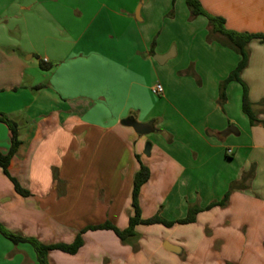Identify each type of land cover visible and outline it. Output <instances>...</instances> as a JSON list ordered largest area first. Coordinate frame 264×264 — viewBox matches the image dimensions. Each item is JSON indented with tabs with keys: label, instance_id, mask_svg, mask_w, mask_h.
I'll return each mask as SVG.
<instances>
[{
	"label": "crops",
	"instance_id": "0c3cea01",
	"mask_svg": "<svg viewBox=\"0 0 264 264\" xmlns=\"http://www.w3.org/2000/svg\"><path fill=\"white\" fill-rule=\"evenodd\" d=\"M198 1L229 31L264 34V0ZM127 2L0 0V114L19 123L22 141L9 172L30 193L19 195L0 167V224L45 245L71 244L89 226L125 230L139 157L150 171L142 218L177 222L199 208L196 222L139 225L128 244L110 230L88 231L77 254L50 251L48 264H143L145 256L144 264H181L198 237L220 242L219 256L244 252V264H264V126L244 114L240 83L228 84L223 105L219 99L240 56L208 41V18H191L187 0ZM248 50L241 79L264 121V43L251 40ZM168 55L163 64L154 59ZM157 84L162 95L152 92ZM129 119L155 130L138 135L123 124ZM230 126L236 133L225 135ZM10 147L0 123V152ZM233 184L244 188L225 208L204 210ZM0 264L39 262L30 244L0 233Z\"/></svg>",
	"mask_w": 264,
	"mask_h": 264
},
{
	"label": "trees",
	"instance_id": "16d2710c",
	"mask_svg": "<svg viewBox=\"0 0 264 264\" xmlns=\"http://www.w3.org/2000/svg\"><path fill=\"white\" fill-rule=\"evenodd\" d=\"M187 6L189 8L191 18H196L198 16H206L209 21V34H208V41L213 42L216 41L220 43L222 46L227 47L238 53L240 56V61L236 69L228 76L226 80H224L220 84V103L226 101V88L229 83L231 82H238L243 87V97H242V110L244 114H246L249 118L250 124L255 126L257 124H261L264 126V121L258 120L256 114L253 111V104L251 103L248 97V87L242 81L241 74L246 69L249 63V50L248 44L251 40L257 39L260 42L264 43V34H250V33H237L233 31H229L225 24V20L221 17H213L206 13L204 8L202 7L200 1L198 0H187ZM40 67L44 71H48L51 69V65L46 64L45 62H40ZM45 86L42 85L39 88H44ZM0 123L5 124L10 130V138H11V147L6 154L0 152V167L2 168L6 177H8L14 185L15 191L23 196L27 197L30 193L23 189L19 182L10 175L9 167L12 162V159L15 157L16 153L18 152L22 141L20 139V125L19 123L7 117L4 114H0ZM140 162V169L136 173L134 177L133 183V192H132V208L134 211L133 216L130 218L129 226L125 230H120L116 226L112 225L111 223H105L103 225L97 226H89L86 227L82 232L76 237L73 243L71 244H55V245H45L40 241L34 238H28L23 236L22 234H15L8 231L2 224H0V233L6 239L11 241L13 244L18 245L20 243H27L30 244L36 251L38 256L39 264H48L47 257L50 251L59 250L66 254L75 255L77 254L80 249L84 246V238L83 234L88 231H96V230H110L113 231L118 238L123 243H126L128 240L134 238L136 236V228L139 225H156L161 224L165 227H172L175 224H189L193 223L196 220V216L202 209L199 208H192L190 209L188 216L185 219L179 220L177 222L167 221L159 215H156L149 219H143L140 209V193L142 187L149 181L150 179V171L149 169L142 164L139 157H137ZM246 177L244 176V181ZM244 188L241 184H233L230 187V191L225 195L222 201L212 203L209 208L216 207V206H225L230 198V195L233 191Z\"/></svg>",
	"mask_w": 264,
	"mask_h": 264
},
{
	"label": "rangeland",
	"instance_id": "374dc122",
	"mask_svg": "<svg viewBox=\"0 0 264 264\" xmlns=\"http://www.w3.org/2000/svg\"><path fill=\"white\" fill-rule=\"evenodd\" d=\"M131 2H132V0H130V2L126 3V5H125L126 9L129 7V4H131ZM114 4H115L114 5L115 8H118V9L123 8L122 5H119L120 3H114ZM183 5H184V9L187 10L186 4H183ZM131 10H132V8H131ZM190 22H191V19H190ZM35 60H37V58H35ZM229 191H230V189L228 190V192ZM227 205H228V203L223 207H221V206H216V207L225 208ZM216 207H212L209 209L207 207L204 210H211V209L216 208ZM206 221H208V220H206ZM206 224L207 223L202 222V224L199 225V227H200L199 229L201 230V233L203 231L206 238L210 239V237H212V233H211L212 231L210 230L209 225H206ZM201 226H204L203 229ZM196 230H198V229L196 228ZM203 240H204L203 238L198 237V239L195 238L192 241H188V243L186 244V247H185L187 253H184L182 256H180L181 264H240V263L244 264V262H245L244 261L245 259L243 258L244 252L235 253V255L232 257V259L230 257H226L225 255L219 256L218 253H219L220 242H216V244L214 243V245L210 246L209 242L203 241ZM128 243H130V242L127 241L124 244H128ZM167 243H169V242H167ZM214 253H217V255H215ZM188 255H189V257H188ZM140 260H143L145 263L146 261L147 262L150 261V258L148 256L147 257L145 256V257L140 258ZM154 260H159V258L153 259L152 260L153 263H154Z\"/></svg>",
	"mask_w": 264,
	"mask_h": 264
},
{
	"label": "water",
	"instance_id": "95a60500",
	"mask_svg": "<svg viewBox=\"0 0 264 264\" xmlns=\"http://www.w3.org/2000/svg\"><path fill=\"white\" fill-rule=\"evenodd\" d=\"M170 57V55H168V56H166V57H154V59L156 60V61H158L160 64H163L164 63V61L166 60V59H168ZM32 58V56L30 55V56H28V59H31ZM123 124L125 125V126H128V127H132L134 130H135V132L138 134V135H141V136H145V135H149V134H151V133H153L154 132V130H155V128H154V124L153 123H145V124H143V123H138V122H136V121H134V120H132V119H129V120H125L124 122H123ZM236 133V129H235V127H233V126H230L226 131H225V135H227V134H229V133ZM150 152H151V144L149 143V144H147L146 145V148H145V151H144V155H146V156H149L150 155ZM164 248L166 249V250H168V251H170V252H174V253H180V248H178V247H176V246H173V245H171V244H169V243H165L164 244Z\"/></svg>",
	"mask_w": 264,
	"mask_h": 264
},
{
	"label": "built area",
	"instance_id": "2783aa9c",
	"mask_svg": "<svg viewBox=\"0 0 264 264\" xmlns=\"http://www.w3.org/2000/svg\"><path fill=\"white\" fill-rule=\"evenodd\" d=\"M152 92L156 95H162L163 93V88L160 84H157L155 85L153 88H152Z\"/></svg>",
	"mask_w": 264,
	"mask_h": 264
}]
</instances>
